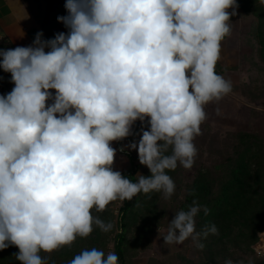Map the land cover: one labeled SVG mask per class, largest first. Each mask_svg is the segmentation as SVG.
Masks as SVG:
<instances>
[{
  "label": "clouds",
  "instance_id": "clouds-1",
  "mask_svg": "<svg viewBox=\"0 0 264 264\" xmlns=\"http://www.w3.org/2000/svg\"><path fill=\"white\" fill-rule=\"evenodd\" d=\"M236 7V0H66L67 15L57 20L67 34L43 40L40 32L32 46L0 49V68L15 85L0 95V250L15 246L21 264H47L42 252L71 246L94 226L112 230L93 210L140 193L174 194L168 172L192 167L206 106L232 91L215 68ZM138 120L147 130L127 147L151 175L133 182L113 170L111 145ZM201 211L210 210L196 201L178 211L164 245L191 238L203 249L201 237L218 229L196 230ZM69 264L119 257L91 248Z\"/></svg>",
  "mask_w": 264,
  "mask_h": 264
},
{
  "label": "trees",
  "instance_id": "trees-1",
  "mask_svg": "<svg viewBox=\"0 0 264 264\" xmlns=\"http://www.w3.org/2000/svg\"><path fill=\"white\" fill-rule=\"evenodd\" d=\"M47 1L43 27L47 32L46 40H50L58 32L50 20L49 10H52L54 0ZM236 4L242 15H252L257 19L255 35L259 43V58L264 63V2L236 0ZM14 48V43L4 36L0 26V49ZM0 83H12L11 73L2 68ZM142 128L147 130L146 123L136 121L132 127L133 134L125 139L138 142ZM203 132L201 129L200 137L210 136ZM123 141H118V147L120 150L123 148L130 166L122 171V175L133 182L138 174L150 176L149 169L140 164L138 153L124 148ZM194 143L197 155L192 167L185 169L180 166L168 172L175 183V192L170 198L165 199L158 192L140 193L131 201H123L118 214L112 208L114 202L103 212L93 210L94 216L113 224L112 230L102 232L94 226L88 237H78L71 246H63L50 254L42 252L47 264H69L84 249L96 248L107 255L111 241H114V253L119 257V264H134L133 256L142 248L150 247L153 234L166 224L167 217L173 218L178 211L187 210L193 201L198 202L202 209L207 207L210 210L208 215L203 211L197 215L196 230L199 232L205 225L214 224L218 233L201 237L203 249L196 247V258L183 257L185 264H225L229 259L233 263L242 260V264H264V257L256 255L264 234V134L240 130L225 136L218 145L214 141L209 149L203 139L196 137ZM191 171L193 174L187 175ZM18 252L15 246L0 250V264H21L14 255Z\"/></svg>",
  "mask_w": 264,
  "mask_h": 264
},
{
  "label": "rangeland",
  "instance_id": "rangeland-1",
  "mask_svg": "<svg viewBox=\"0 0 264 264\" xmlns=\"http://www.w3.org/2000/svg\"><path fill=\"white\" fill-rule=\"evenodd\" d=\"M228 11L231 12L232 9ZM235 11L236 15L230 18L231 35L221 42V58L215 68L217 74L232 82V91L205 108L207 118L201 124V129L204 135H213L212 139L208 135V138L197 136L203 139L208 149L211 143L214 145V141L218 145L223 142L225 136L240 130L264 134V63L259 58V43L255 35L257 19L252 15H242L237 7ZM131 143L124 139L122 146L129 149L127 146ZM111 146L117 150L113 170L122 173L130 166V160L119 149L118 141L112 142ZM199 159L204 161L203 158ZM209 160L208 164L211 163ZM193 171L187 175H192ZM121 205L119 200L114 202L112 208L115 214H118ZM171 219L168 216L166 224L155 231L150 247L142 248L133 256L134 264H185L183 257H197L196 246L191 238L181 244L164 245L163 237L167 234ZM262 237L256 255L263 258L264 234ZM109 252H114V241L109 244ZM233 264H242V260Z\"/></svg>",
  "mask_w": 264,
  "mask_h": 264
},
{
  "label": "crops",
  "instance_id": "crops-1",
  "mask_svg": "<svg viewBox=\"0 0 264 264\" xmlns=\"http://www.w3.org/2000/svg\"><path fill=\"white\" fill-rule=\"evenodd\" d=\"M65 3L66 0H54L53 8L49 12L51 22L55 23V30L67 34L68 29L57 20V17L67 15ZM47 7V0H0V26L4 36L14 43L15 48L32 46L36 34L40 32L43 33L42 39L46 40L47 32L43 21L47 16ZM45 51L47 52V48ZM50 91L54 96L55 90Z\"/></svg>",
  "mask_w": 264,
  "mask_h": 264
},
{
  "label": "built area",
  "instance_id": "built-area-1",
  "mask_svg": "<svg viewBox=\"0 0 264 264\" xmlns=\"http://www.w3.org/2000/svg\"><path fill=\"white\" fill-rule=\"evenodd\" d=\"M14 83H10L9 85H4L0 83V94H8L14 88Z\"/></svg>",
  "mask_w": 264,
  "mask_h": 264
}]
</instances>
